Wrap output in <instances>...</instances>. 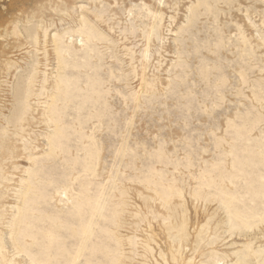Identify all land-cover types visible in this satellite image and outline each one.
I'll use <instances>...</instances> for the list:
<instances>
[{"label": "bare ground", "instance_id": "6f19581e", "mask_svg": "<svg viewBox=\"0 0 264 264\" xmlns=\"http://www.w3.org/2000/svg\"><path fill=\"white\" fill-rule=\"evenodd\" d=\"M30 1H31V3L35 2V0H30ZM47 1H49V0H47ZM217 1L218 0H196L193 3L191 2L190 5L188 4L189 6L186 7L187 8L186 13H188V15L186 14V16H184L186 24L185 25L181 24L182 26L178 25L176 30L174 31V33H176L175 36L177 38H174V41H173L174 42V47H173L174 49L172 52L177 57V59H176L177 61L176 60H174L176 62L173 61L174 63L171 64L172 68H176V67L181 68L182 73L187 74L188 71H186V69H188L190 67L188 61L186 60V58H189V57H187V54L190 53V51L188 50V45L185 49V46L187 44L186 41L188 40L187 37L191 33L190 30L195 27L194 23L198 19H200L199 17H201V16L204 17V15H209V14H211V15L215 14L214 16H216L217 12L215 10V4L214 3ZM262 1L264 2V0H262ZM92 2H94V1L92 0ZM157 2H158V0H157ZM256 2L258 3V1H256ZM263 2H261V3H263ZM51 3H52V1H51ZM164 4H165V2H159V4H157L158 5L157 8H155L154 10H152V8H150L146 4H143V5L141 4L142 6L139 5L140 8L138 9L137 14H135L136 17L133 18L134 19L133 21L138 22L139 25L134 24L132 21L129 25L123 26L122 29L119 30V31H121V34H124L122 37V40L129 42L132 39H134V40L138 39V41H137L138 43L136 45L133 44V46H138L139 42L141 43V49H139V51H137L138 56H136V52L134 50H132V46H130L131 48H128L127 46H124V48H122V49H125L124 54L122 56L128 57V63H129V65H131V69L128 70L130 74L126 75L124 72L122 74H125V75H119V73H118V75H115L113 70L117 69V67L114 69L115 65H113V63L109 62L110 64L107 63V64H109V66L107 67L106 73L103 75V77H102L103 73L100 71L102 70V67H103V62L105 60V54H107L109 56V57L107 56L108 58H111V59L114 58L113 52H112L113 51L112 46H113L114 40H113V37H111L109 34V33L113 32V28L108 26V30H109L108 34L106 32L101 31V25L107 26L108 21H110L111 19L109 17L105 18L104 14H106L105 12L107 11V9H102V6H100L101 5L100 3H99L100 8H97V7H95V5H93L92 8H94V9H93V11H92V9H90L91 13H89V9H86L85 11L89 14L84 15L85 12H83V15L80 16V18H77V19H79V21H78V24L75 25V27H73V28L69 27L68 29L66 28V29L62 30L61 32H56V33H54L55 31L51 32L52 35L48 33L47 28H49V27L45 28V24L43 25L45 29H43L42 27H40V24L38 26V25H36V23L34 24V22H33V24L30 23V22H32L31 19L35 18L34 15L37 11L34 13L33 17H30L29 16L30 11L28 10L29 6H26V4L22 5L25 7L24 9H22V7L9 8L8 12L10 11V14L14 13V12H18V13L16 15H11L12 16L11 19L9 18L10 20L7 22L3 21V13L0 11V57H2V56L5 57L7 55L5 48H3L4 46L6 47L5 42H4L5 45H3V47H2L3 39H5L7 43H8V41H7L8 38H10L12 40L11 41L12 44L9 42L11 44V47L9 49L10 53L13 52L12 50H16V52H19L24 48L27 50V49H29L28 46H31V47H34L35 55H36L37 51H39L38 53H40V50L37 49V47L40 46L41 43L43 44L42 55L44 58V62L41 60L35 59L38 57L37 55H36L37 57L33 58L32 54L34 52L33 53L31 52L30 61L27 64V69H25V73L23 71L24 75L17 76L18 75L17 74L15 77L16 80L14 81V84H15V92L14 93L16 94V96H17L16 99H17V101H19L20 105H18L19 108L15 107L17 109L11 115L12 116V122H11L12 128L11 129L13 130L12 136L18 138L19 136H21L26 131H29L28 129H30L32 127L33 120L35 119L34 113H36V111H37V108H35V105L33 106L34 102L32 100L34 98H38V97L41 98V96H43L44 92H47L46 95L43 96L45 98V101H41L42 103L39 102L40 100L38 101L40 103V106L43 108V111L40 115V119L42 121L41 123H45L47 128H51L50 131L52 130V133L48 132V130H46L48 132V134L45 135L44 139H45L46 144H47L46 145L47 151H45V152H43V154H41L42 156H44V159L42 161L41 160L38 161L37 159H34V157H32V154L30 155V153H29V155H27L25 157L26 158L25 161L30 162V168L26 169L24 171V175H26V177L25 178L22 177L18 180L19 181L18 182L19 188H17L18 190L16 189L15 190L16 192L13 191L14 194L16 193L15 194L16 199H14V200L17 201V203L14 204V206L12 207L13 210L10 208L11 207L10 205L8 206L10 208V210H6L2 207V205H3L2 198H4V197L0 196V264H79L80 261H81L80 264H126V261H129V259H131V257L129 258L128 256L125 255V253H128V252H125V246L129 247V250H130L129 252H131V254L134 253L136 255L137 252L136 253H135V251L133 252V250L136 249V248L134 249V247L137 246L136 245L137 244L136 236L134 235V236L126 237L127 239H126L125 243H123L122 239H124V238L122 235H120V232H119V230L122 228V226L124 225V222H125L123 220L124 219L123 215L125 213V207L127 208V206H126L127 201L126 200H128V199H126V196H127L129 190L125 186H121V187H120V185H118L119 187L117 186L116 183H117V181H120V180L118 178H116V175H114V174H113L114 176H108L107 180L109 181V184L107 187L105 185V181H103L104 184H99V183L97 184V183H95L89 179V177H93V178H100L101 177V175H99L98 171L96 170V168H98V165L101 161L100 155H99L100 151H101V148H100L101 145L96 146L93 138L91 137L92 135L91 136L89 135V137L85 138V139H89V142L85 143L83 141L85 135L82 134V130H83V125L86 124L87 121H90V120H95L96 124H98V127H99L103 123L102 118L108 115L106 113V111L108 110L110 101L108 102L107 96L110 95L111 90L109 88L105 87L104 85L106 83L110 84V82H112L111 81L112 79L114 81H117V82L124 80L126 82V85H128V81L137 79L136 81L138 83L137 84L138 91H132V93H130V94L128 92V94L126 95V97L128 99L125 98V96L121 93H124V92L126 93L127 90H132V89H127L126 91L124 90V92L119 90L121 92V93H119L120 97H122L121 99H123L124 102L130 99L133 102L135 108H138V105L140 102L141 96H139L140 95L139 92L142 95L143 94L146 95L145 96L146 98H144L145 101L146 100L148 101V100H151V99L157 97L156 94H154V91L156 88V83L159 82V75L153 74L152 77H149V76H147L146 71H147V68L149 67L148 62L151 61V60H149V59H151L150 48L158 47L155 42L161 40L159 31H160L161 23L163 20L162 19L163 15H162V10L160 9V5L163 6ZM174 4H175V2H174ZM239 4H240V2H239ZM27 5H30V4H27ZM82 5H80V6H82ZM221 5H224V4H221ZM173 6H172L171 10H173ZM219 6H220V4H219ZM241 6H242V4H241ZM83 7H84V5H83ZM103 7H104V5H103ZM105 7H108V5H106ZM216 7H217V5H216ZM79 8H82V7H79ZM217 8H219V7H217ZM109 9L110 8L108 7V10ZM45 10L47 11V9H45ZM54 10H56V7L54 8ZM231 10H232V7H231ZM234 12H236V11H234ZM19 13H20V15H18ZM127 14L129 16L133 15L132 11H128ZM169 18L171 19V17H169ZM145 19H146V21H144ZM261 19H263V23L261 22V25L263 27L264 16ZM33 21H34V19H33ZM128 21H129V19H128ZM19 23L24 24V27H23L24 28L23 32H25L24 38H22V33L20 31V27L18 26ZM250 23L251 22H249V26L251 27L252 26L251 24L253 22L251 24ZM5 24H6L7 28L5 27ZM74 24H76V23H74ZM20 26H23V25H20ZM249 26H248V29H249ZM51 27L53 28V26H51ZM252 27H254V25ZM255 27L258 28V26H255ZM39 28L41 30L40 32H39ZM239 30L241 31L240 35H242L243 30H241L240 28H239ZM259 30H260V28H259ZM170 32L171 31H169V33ZM260 32H259V34H260ZM185 34H188V35L186 36ZM238 34H239V32H238ZM240 35H238V36H240ZM189 36H192V38H194L193 39V46L191 47L193 53H197L198 50H200L199 46H203L205 48V45L207 44V42L197 41L195 35L192 33ZM214 36H216V35H214ZM241 37L242 36H240L239 38H241ZM243 37H245V36H243ZM259 37L261 38L262 35L261 36L258 35V40H259ZM1 38H3V39L1 40ZM239 38L237 39L238 44H239ZM243 39H241V41H242L241 43L243 45V47H241V48H244L242 51L246 53V51H247L246 50L247 49L246 44L248 43V41H246L247 40V38H246V40H244L245 42L243 44ZM212 41L213 40H211V43H212ZM263 42H264V39H263ZM200 43L202 45H200ZM222 43H223L222 39L219 38V36H218L216 44L214 42L215 50L217 47H220ZM102 44H104L103 46H105L106 51L109 53L105 52V54H104L103 52H101V49H99V46ZM117 44L114 43V45H115L114 47H116ZM212 45H213V43H212ZM239 46H236V47L239 48ZM49 47L51 49H49ZM125 47H127V48H125ZM158 49H160V48L158 47ZM240 49L237 51H240ZM26 50H25V52H26ZM250 50H253V48ZM211 51H213V50H211ZM158 52H156V54H160ZM243 52H241V54ZM250 52H251V54H253L252 51H250ZM28 54H30V53L28 52ZM114 54H116V52ZM117 54H118V52H117ZM248 55H250L249 52H248ZM253 56H254V54L252 55V57ZM49 57H51V60ZM116 57H117V55H116ZM194 57H196V56H194ZM238 57H239V55H238ZM245 57H246V54H245ZM247 57H249V56H247ZM250 57H251V55H250ZM51 61H54V63H55L52 73L47 74L46 70L41 71V72L39 71V68H40L39 66H43L44 68H47L50 65L49 62H51ZM115 61L118 62V61H120V59L118 58ZM121 63H124V60ZM136 63H137V65H136ZM156 63H158V65L160 66L159 61ZM5 65H6V68H7V66L10 67L9 61H7L5 63ZM13 65H15V64H13ZM104 66H105V64H104ZM120 66H122V65H120ZM209 66H211V64ZM249 66H250V62H249ZM168 67L171 68L170 66H168ZM249 69H250V67H249ZM5 70L7 71V74H9L8 70L7 69H5ZM168 70H170V69H168ZM257 70H259V68ZM154 71H156V70H154ZM220 72H221V70H220ZM170 73L168 71V75ZM177 73H178V71L175 72L174 74H177ZM233 73H235V72H233ZM198 74L201 77V79H203V80L207 78V76L209 74V69L207 68V64H205V63L201 64V68L199 69ZM214 74H216V73H214ZM258 75H259V73H258ZM129 76H130V78H129ZM240 76L242 78V82L245 83V79L243 77L244 72H241ZM222 77H224V76H222ZM167 79L169 80L168 77H167ZM173 79H174V77H173ZM38 80H39V82H38ZM193 80H195V79H193ZM211 81H213V80H210V82ZM187 82H188V80H187ZM219 82L223 84L225 81H223V79H220ZM129 83H131V82H129ZM170 83L171 82L169 81V83H166V84L170 86ZM179 83L180 82L173 83L172 84L174 86L173 88L178 89V87H176V86H179ZM255 85H256L255 87L252 86V88H254L255 90L251 91V93H252V97L255 100L257 105H255V104L251 105L250 106L251 108L247 109L244 114H242V112H238L237 114H235V118L240 120V124H238V125L235 124L234 123L235 118H234V119H232L234 121L231 120V123H229V124L227 123L228 126L226 128V129L231 130L229 132L231 134V137L229 139V140H231V142L230 143H229V141L227 142L226 145H228V146H222V145L221 146H213V148H215L214 150L217 151L215 153V157H212L211 160L209 158L210 161L203 160V163H202L203 166H200L198 168V170L196 172V176L194 175L195 178L192 177V179L195 180L196 183H195V187L190 192H188L189 193L188 194L189 200H190V198H192L193 202H196V203L197 202H203L204 204L215 203L219 207H221V209L218 208L217 211L222 210L223 215H224V216L222 215L223 219L220 218L218 220H214L216 212L211 214V216L207 217V220H205L204 223H201L202 225L197 230L198 234H197L195 240L193 241L194 246L190 248L191 252L193 254H196L201 250V248L207 249L206 251L203 250L202 252H200V256L202 257V259H201L199 264H264V248H263V246H262L263 249L259 248V246H257L258 248L255 247V245H253L254 238L253 239H247V241H245L242 244L241 249L233 252L232 253L233 258H231V256L227 255L226 253H222L220 255L217 252V249L213 248L214 245H217L218 243L223 241V238H222L223 234H228L229 236H232L236 232L237 234L241 235L244 231L246 233L248 230L249 231H251L253 229L256 230L260 226H262L264 228V130L261 129L255 136H251V134H252L251 132L254 133L253 130L257 129L260 123H262V124L264 123V113L260 112V110H264V84L256 83ZM37 86H38V88L36 89ZM47 86H49V89L47 88ZM113 87L116 89L117 86L114 85ZM120 88H121V86H120ZM112 90H114V89H112ZM180 90H184V89H180ZM212 91H214V89ZM114 92L115 91H113V93ZM165 92H166V90H165ZM251 93H250V95H251ZM163 95H164V93H163ZM118 96L116 97L117 99H118ZM244 99H245V97H244ZM13 101H15V100H13ZM238 101L240 103V100H238ZM171 102H172V100H171ZM35 104L37 105V103H35ZM119 104H121V102H119ZM133 104H130V105H133ZM121 106H122V104H121ZM239 106H241V105H239ZM71 107L73 108V112H74V110L76 111V114H75L76 116L73 113L74 116H72V118H73L72 122L67 123L68 121H66V118L69 119V115L66 113V111H67V109H69ZM114 107L116 108V106H114ZM158 107H160V106H158ZM129 108H130V106H129ZM140 108H141V106H140ZM140 108H138V109H140ZM234 109H236V108H234ZM245 109L241 110V111H245ZM84 110L86 111V117L88 118L87 121H86V119L81 118L80 112H83ZM121 110L126 111L127 109L125 110L122 108ZM251 110H254V113H253V111L251 112ZM13 111L14 110H12V112ZM218 112H219V110H218ZM69 113H71V111ZM134 113H135V111H134ZM183 114H185V113H183ZM193 114H195V113L193 112ZM128 117H127V119L129 121ZM70 118H71V116H70ZM130 118H132V116ZM109 119L111 120V117ZM162 119H163V117H162ZM7 121L5 123H7ZM111 121H113V120H111ZM120 121L121 120H119V122ZM107 122H106V124H107ZM130 122L131 121H129V124H130ZM238 122L239 121H237V123ZM74 123H75V126L77 128L73 127ZM131 123L133 125V121ZM120 124H121V122H120ZM123 124H124V121H123ZM6 125H9V124H6ZM157 125H159V124H157ZM103 126L104 125H102V128H103ZM6 127L7 126H5V128ZM95 127H96V125H95ZM116 128H117V126H116ZM159 128H160V126H159ZM90 129L92 130L93 128H90ZM96 129H97V127H96ZM96 129H94V131ZM1 130H2V127H1ZM69 130H72V131L70 132ZM127 130H128V128H127ZM46 131H45V133H47ZM99 131H100V128H99ZM3 132H5V130ZM3 132H1V133H3ZM30 133H33V132H30ZM49 133H51V134H49ZM99 133H101V132H99ZM128 135H126V136H128ZM70 136L73 137L74 139H76V141L83 143V145H85V146H74V147L69 146L68 143L70 142V138H71ZM3 137H10V136H8V135L5 136V134H3ZM41 137H42V135H41ZM190 138H191V136H190ZM225 138H226V136H225ZM126 139H128V138H126ZM222 139H224V138H222ZM227 139H228V137H227ZM26 140H27V138H26ZM30 140H31V138H30ZM117 140H118V138H117ZM213 140H214V138H213ZM226 141L227 140H225V142ZM16 142H17V139H14L11 143H9L8 146H6V143L3 140V138L0 139V180H1L0 186H2L1 184L3 182L8 181V179L5 178L6 175H8V174H4L5 176L2 175L4 172V168H5L4 162L6 161L7 157L8 158H14V155H13L14 151L17 149ZM126 142H127V140H126ZM214 142H216V141H214ZM20 143H23V142L21 141ZM29 143L30 142H28L26 144H29ZM99 144H101V143H99ZM117 144H118V142H117ZM124 144L126 145V143H124ZM30 145H31V143H30ZM139 145H141V144L139 143ZM216 145H217V143H216ZM116 146H118V145H116ZM142 146L143 145H141L140 147H142ZM194 147L191 149H194ZM33 148L36 149L37 147H30L29 148V146H22V150L25 152H27V150L30 151ZM71 148L74 149L75 155H73V153H71ZM123 148H121L120 150L117 149L118 150L117 154H116L117 157L119 156V158H122L123 156H125L126 151H125L124 145H123ZM129 148H132V147H129ZM200 148H202V147H200ZM205 149L206 148H204V150ZM142 150H143V148H142ZM162 150H163V148L158 151V156L156 158H154L153 162L165 165L168 163L165 162L164 156L162 154ZM182 150H183V148H182ZM201 150H203V148ZM135 151H136V149H135ZM198 151H200V150H198ZM207 151L209 152L208 149H207ZM130 152H132V151H130ZM205 152H206V150H205ZM210 152H213V151L211 150ZM79 153H81V156L77 155ZM33 154H34V152H33ZM141 154H144V152ZM174 154H175V152H174ZM193 154H194V152H193ZM193 154H191V155H193ZM41 155L39 154V156H41ZM134 155H133V158H134ZM198 155L199 154L197 153V156ZM201 155H203V153ZM107 156H109V155H107ZM114 157L115 156L113 155V158ZM117 157H116V159H117ZM198 158H200V156ZM57 159L59 162L57 161ZM109 160L113 161V159H110V158H109ZM149 160H150V158H149ZM152 160H153V158H152ZM120 161L122 162V159ZM127 161H129V163L126 164V167L128 166V164H130L134 167V164H135L134 160L128 159ZM176 161L177 160H175V162ZM186 161L187 162L184 165L185 169L193 166V163L191 162L192 159L189 156H186ZM200 162H201V160H200ZM51 163L54 165L50 166L49 164H51ZM195 163H198V162H195ZM103 166H105L104 163H103ZM115 166L118 168L117 165H115ZM135 166H136V164H135ZM180 166L181 165L178 164V162L176 164H172V167L174 169L172 171L178 170L179 169L178 167H180ZM17 167H15V168H17ZM115 170H116V168H115ZM138 170H139V173L141 174V176L140 177L136 176V178H134V179L139 183V185L142 187L143 190L152 193V196H146L142 193V191H137L138 196L139 197L141 196V198L143 200V207L145 208L147 213H150L152 216L158 217V219L160 218L162 222H166L165 226L164 227L162 226V227L164 228V231H166L167 236L171 242V248H170L171 251L169 250L170 251V261L174 264H194L193 263L194 258L193 259L190 258V259H188V261L185 262V259H182L181 254H180V250L182 248L185 249V247L188 246V240H189L188 239L189 238V234H188V225L189 224L188 223L189 222L187 220L188 217H186V213H185L186 209H185L184 204L180 202V203L175 205L174 201H175V199H182L184 188L181 189L179 186L175 185V183H171L169 185H164L162 182L164 176L161 174V172L158 174V173H156L155 169H152V168L150 169L148 166H146L144 164H140V168ZM163 170H165V168ZM11 171H13V170H11ZM117 171H119V170H117ZM178 171H180V170H178ZM136 172H138V171H136ZM180 172H182V171H180ZM114 173H115V171H114ZM170 173H171V171H170ZM9 175H11V174H9ZM123 175H124V173H123ZM120 176H122V175H120ZM182 178H183V175H182ZM189 178L190 177H188V179ZM183 179L181 181H183ZM128 180H132V179L128 178ZM76 181H77V186L75 189V187H73L72 183L76 182ZM108 181L106 183H108ZM176 181L178 182V179H176ZM181 181H180V183H181ZM187 184H188V182H187ZM189 187H191V186H189ZM2 190H3V188H2ZM110 191H112V192L115 191V192H113L111 195V194H109ZM0 192H1V190H0ZM10 192L12 194V191H10ZM0 195H1V193H0ZM2 195L5 196L4 194H2ZM54 196L59 197V198H60V196H62V200L64 199L65 202H64V200L62 201L61 199H58L57 202L59 204L61 202H63V203H66V205H67V203H69L70 207L67 208L66 210H64L65 208L61 209V207L58 208L55 206L54 209L50 208L49 210H47L46 208H48V202L49 201L52 202L54 200L53 199ZM147 198L150 200H153L154 202H157L158 206L160 208V211L157 210L154 212L152 210V207L148 204ZM53 204H55V203H53ZM66 205L64 207H66ZM129 206H131V204ZM132 207H134V205ZM138 209H141V208H138ZM202 210H203V208L201 209V211ZM126 213H127V210H126ZM128 213H129V211H128ZM130 213H132V212H130ZM139 215H140V211L137 210L136 212L133 213V218L135 216V219H136V218H138L136 216H139ZM143 215H145V214L143 213ZM177 216H179V219H177ZM147 217H142L140 215L138 221L141 223ZM151 219H152V217H151ZM146 220L148 221V219H146ZM153 221H156V220H153ZM140 223H139V225L137 224V222L133 223L134 224L133 230L138 231L137 228L140 227ZM142 224H143V222H142ZM161 224L163 225V223H161ZM149 225H151V224H149ZM124 226H126V225H124ZM147 226H148V222H147ZM128 227H130V226H128ZM152 227L153 226H151V229H152ZM194 228H195V226H194ZM6 229H7V232H4V230H6ZM141 229H142V227H141ZM122 230H123V228H122ZM149 230H150V228H149ZM191 230H193V229H191ZM4 235L6 236V238L8 237V240H7L8 243H7V241H5ZM148 235H150V234H148ZM190 237H191V235H190ZM139 238H137V239H139ZM262 238H264V234H263ZM219 239H221V240L217 242V240H219ZM151 240H153V238ZM148 243L149 242L147 241V243L146 242L141 243V244H143L142 246L140 245L141 248L143 249V256L144 255L146 256V254H148V253L151 254L153 251L151 248L152 246L149 247ZM151 243H153V242H151ZM154 243H156V242L154 241ZM172 245H174V246H172ZM157 246L158 245H156V247ZM158 248H159V246H158ZM9 249L11 250V253H10L11 256L7 257L6 254H7ZM172 249H174V250H172ZM159 251H161V249H159ZM135 255H134V257H135ZM152 255H151V257H152ZM17 256H18V259H20L18 261H17V259H15V257L17 258ZM164 256L165 255L162 254V251L158 255V257H161L160 259L162 261H164L166 264H170L168 261V258L166 260L164 258ZM228 258H231L230 263L227 260ZM133 259L134 258L132 257V260ZM152 259H153V257H152ZM142 264H146V263L142 262ZM156 264H158V262Z\"/></svg>", "mask_w": 264, "mask_h": 264}, {"label": "rangeland", "instance_id": "374dc122", "mask_svg": "<svg viewBox=\"0 0 264 264\" xmlns=\"http://www.w3.org/2000/svg\"><path fill=\"white\" fill-rule=\"evenodd\" d=\"M51 1H52V3H51ZM51 1L50 0L49 1H47V0H35L34 3H31L30 0H0V11L3 13V21L4 22L9 21L12 17L11 15H16L18 13V12H14L15 14L14 13L10 14V11L8 12L9 8L22 7V9H24L25 7L22 5L26 4V6H29L28 10L30 11V15H29L30 17H33L34 13L37 11L34 15L35 18H33L34 21H33V19H31L32 22H30V23L33 24V22H34V24L36 23V25H38V26L40 24V27H42L43 29H45L46 27H49L50 29L47 28L48 33L51 34V32H54V31H55L54 33H56V32H61L62 30L66 29V28L68 29L69 27L70 28L75 27V25H77L78 21H79V19H77V18H80V16L83 15V12H85L84 15L89 14V13H91L90 9H92V11L94 9V8H92L93 5H95V7H97V8H100V6H102V9H107V11L105 12L106 14H104L105 18L109 17L111 20L108 21L107 26L101 25V31L106 32L108 34L109 33L108 26L113 28V32H111L109 34L111 37H113L114 43H116V44L118 43L117 44L118 46L116 45V47H114L115 46L114 43L112 46V50H113L112 52H113V56H114L113 59L108 58L109 56L107 54H105V52L109 53L106 51L105 46H103L105 43L99 46V49H101V52H103L105 54V60L103 62V67H102V70L100 71L103 73L102 77L106 73L107 67L109 66L110 63H113V65H115L114 69L117 67V69L113 70L115 75H118V73H119V75H125V74L129 75L130 74L128 70L131 69V65H129V63H128V57L122 56L124 54V50H125L122 48H124V46L131 48L130 46H132V50H134L136 52V56H138L137 51H139V49H141V43L139 42L138 46H133V44L136 45L138 43L137 42L138 39H135V40L132 39L129 42L122 40V37L124 34H121V31H119V30H121L123 26L129 25L134 20L133 18L136 17L135 14H137L138 9L140 8L139 5L146 4L150 8H152V10H154L155 8H157V6H158L157 4H159V2H165V4L163 6L160 5V9L162 10V15H163L162 19L163 20L161 23V28H160L159 34H160V38L162 41L160 40L161 42L160 41L155 42L160 49H158V47L150 48L151 59H149V60H151V61L148 62L149 67L147 68V71H146V74L149 77H152L153 74L159 75V82L160 83L159 82L156 83V88L154 91V94H156L157 97H155L151 100L145 101L144 98H146L145 97L146 95L145 94L142 95L139 92V94H140L139 96H141L139 105L141 106V108L139 105H138V108H140V109L135 108L133 102L130 99H129L130 101L127 100L124 102L123 99H121L122 97H120L119 93H121L120 91L124 92V90L126 91L127 89H132V90H127L126 93L125 92L121 93L125 96V98H127L126 95L128 94V92L130 94V93H132V91H138V87H137L138 83L136 81L137 79L128 81V85H126V82L124 80L117 82V81H114L112 79L111 80L112 82H110V84L108 83L109 85L107 83L104 85L105 87H107L111 90L110 95L107 96L108 102L110 101L108 110L106 111V113L108 115L102 118L103 123L98 127V124H96L95 120L87 121L88 118L86 117V111L85 110L83 112H80L81 118L86 119V121H87V123L83 125L82 134L85 135L84 140H83L85 143L89 142V139H85V138L89 137V135L90 136L92 135L91 137L93 138L96 146L101 145V147H100L101 151L99 154L101 161L98 165V168H96V170L98 171V174L101 175V177L100 178L89 177V179L92 180L93 182L97 183V184L98 183L104 184L103 181H105V185L107 187L109 184V181L107 180L108 176L116 175V178H118L120 180V181H117V183H116L117 186L118 185H120V187L125 186L129 190L128 191L129 195L127 194V196H126V199H128V200H126L127 201V205H126L127 208L125 207V213L123 215V218H124L123 220L125 221L124 225H126V226L123 225L124 226V227L122 226L123 230L121 228L119 230V232H120V235H122L124 238V239H122L123 243H125V241L127 239L126 237L135 235L136 241H137V244H136L137 246H135L134 249L136 248L138 251L135 249V250H133V252L134 251H135V253L137 252L136 255L134 253L131 254V252H129L130 251L129 247L125 246V252H128V253H125V255L128 256L129 258L131 257V259H129V261H126V264H142V262H145L146 264L147 263L148 264H156L157 262H158V264L159 263L160 264H166L164 261H162L160 259L161 257H158V255L161 253V251H162V254L165 255L164 258L166 260L168 258L169 263L174 264L170 261L171 242L167 236L166 231H164V228H163L165 226L166 222H162L160 218L158 219V217L152 216L150 213H147L145 208L143 207V200H142L141 196L139 197L137 194L138 193L137 191H142V193L144 195L152 196L151 192L143 190L142 187L139 185V183L134 179V178H136V176L137 177L141 176V174L139 173V170H138L140 168V164H144V165L148 166L150 169L151 168L155 169L156 173H158V174L161 172V174L164 176L163 181H162L164 185H169L171 183H175V185L179 186L181 189L184 188L182 199H175V201H174L175 205L180 203V202L184 204L185 209H186V212H185L186 217L189 218V219L187 218V220L189 222L188 223L189 224L188 225V234H189L188 246L185 247V249L182 248L181 249L182 251L180 250V254H181V258L185 259V262L188 261V259H190V258H192V259L194 258L193 263L199 264L201 259H202V257L200 256V252H202L203 250L206 251L207 249L201 248V250L196 254H193L191 252L190 248L194 246L193 241L195 240V238L198 234L197 230L202 225L201 223H204L205 220H207V217L211 216V214L216 212L215 213L216 215L214 214L215 215L214 220H218L220 218L223 219L224 215H223L222 210L217 211V209L218 208L221 209V207H219L215 203H212V204H204L203 202H197L196 203V202H193L192 198H190V200H189V195H188L189 193L188 192H190L195 187L196 181L193 180L192 177L195 178L198 168L200 166H203V164H202L203 160L210 161L212 159V157H215V153L217 151L214 150L215 148H213V146H221V145L222 146H228V145H226L227 142L228 141H229V143L231 142V140H229L231 137V134L229 132L231 130L226 129V128H227L228 124L231 123V120L235 118V114H237L238 112H242V114H244L247 109L251 108L250 107L251 105H253V104L257 105L255 100L252 97L251 91L255 90L254 88H252V86L255 87L256 83L264 84V65H263L264 64V61H263L264 60V57H263L264 56V48H263L264 47V42H263L264 25H263V27L261 25V22L263 23V19H261V18L264 16V4H263L264 2L262 0H249V1L248 0H240V1L239 0H218L217 2H215L214 3L215 4V10L217 12L216 16H214L215 14L214 15L209 14V15H204V17L203 16L199 17L200 19H198L194 23L195 27L190 30L191 33L195 35L197 41L207 42V44L205 45V48L203 46H199L200 50H198L197 53H193L191 47L193 46V39L194 38H192V36H189L191 33L189 35L185 34L186 36L188 35V37H187L188 40L186 41L187 44L185 46V49L188 45V50L190 51V53L187 54V57H189V58H186V60L188 61L190 67L188 69H186V71H188L187 74H183L181 68H177V67L172 68V66H171V64H173L174 62L177 61L176 60L177 57L172 52L174 49L173 48L174 47V42H173L174 38H177L175 36L176 33H174V31L176 30L178 25H181V24L185 25L186 24L185 23V17H184V16H186V14L188 15V13H186V9H187L186 7L189 6L191 2L193 3L196 0H161V1L158 0V2H157V0H96V1L93 0L95 3L92 2V0H60V1L59 0H51ZM256 1H258V3ZM174 2H175V4H174ZM239 2H240V4H239ZM261 2H263V3H261ZM99 3L101 4L100 6H99ZM27 4H30V5H27ZM82 4L84 5V7ZM105 4L108 5V7L110 8L109 10H108V7H105L106 6ZM219 4H220V6H219ZM221 4H224L226 7L224 5H221ZM241 4H242V6H241ZM80 5H82V6H80ZM103 5H104V7H103ZM216 5L219 8H217ZM172 6H173V10H171ZM55 7H56V10H54ZM79 7H82V8H79ZM133 7L134 8L136 7V8L134 9ZM231 7H232V10H231ZM50 8L51 9L53 8V9L51 10ZM45 9H47V11ZM86 9H89V13H87L85 11ZM126 11L127 12L132 11L133 15L129 16ZM234 11H236V12H234ZM18 15H20V13ZM169 17H171V19ZM128 19H129V21H128ZM144 21H146V19ZM249 22H251V23L253 22L252 24L251 23L250 24L252 26L254 25V27L258 26V28L257 27L254 28L252 26H251L252 27L251 28L249 26ZM74 23H76V24H74ZM133 23L139 25V23L136 21H133ZM44 24H45V28L43 26ZM20 25H23V26H20ZM18 26L20 27V31L22 33V38H24L25 37V32H23L24 31L23 30L24 24L19 23ZM51 26H53V28ZM248 26H249V29H248ZM5 27H6V24H5ZM239 28L241 30H243L242 35H240L241 31L239 30ZM259 28H260V30H259ZM40 31L41 30L39 28V32ZM169 31H171V32L169 33ZM238 32H239V34H238ZM259 32H260V34H259ZM214 35H216V36H214ZM238 35H240L242 37L245 36V37H243L244 39L242 37L239 38L240 36H238ZM258 35H260V36L262 35L261 38L259 37V40H258ZM218 36H219V38L222 39L223 43L221 44L220 47H217L215 50L214 47H215V44L217 42ZM238 38H239V44L237 43ZM246 38H247V40H246ZM2 39L3 38H1V40ZM241 39H243V44L245 42L244 40L248 41V43L246 42L247 43L246 44V48H247L246 53L242 51L244 48H241V47H243V45L241 43L242 42ZM211 40H213L212 41L213 45L211 43ZM7 41H8V43L6 42L5 39H3V41H2L3 42L2 47H3V45H5L4 42L6 43V47L4 46L3 48H5L7 55L5 57H3V56L0 57V113H1L0 114V131L3 132L5 130V132H6V133L0 132L1 133L0 139L3 138V140L6 143V146H8L9 143H11L14 139H17V142H16L17 149L14 151V154H13L15 159L7 157L6 161L4 162L5 168H4V172L2 175L5 176L4 174H8L5 177L8 179V181H6L7 183L3 182L1 184L2 186H0V190H1L0 196L4 197V198L1 197L2 201H3L2 207L6 210H10V208L13 210L12 207L14 206V204L17 203V201L14 200V199H16V195H15L16 193L14 194V192H16L15 190L17 188H19V185H18L19 181L18 180L22 177L25 178L26 175H24V171L26 169L30 168V162L25 161L26 160L25 157L27 155H29V153H30V155L32 154V157H34V159H37L38 161H40V160L42 161L44 159V156H42L41 154H43V152L47 151V147H46L47 144H46V141L44 138H45V135L48 134V132L52 133V130L50 131L51 128H47L45 123H41L42 121L40 119V115L43 111V108L40 106V103H42L41 101H45V98L43 96L46 95V93H47V92H44L43 96H41V98L38 97V98H34L32 100L34 102V103L32 102L33 106L35 105V108H37L36 113H34V118H35L34 120L35 121L33 120L32 127L30 129H28L29 131H26L25 133H23L18 138L12 136L13 130L11 129L12 128L11 127V122H12V116L11 115L16 111L17 108H19L18 105H20L19 101H17V99H16L17 96L14 93L15 92L14 81L16 80L15 77L17 74H18L17 76L24 75L25 69H27V64L30 61L31 52L32 53L34 52L32 54L33 58L38 56L35 59H38V60H41L44 62V58L42 55V53H43L42 52V48H43L42 43L40 46L37 47V49L40 50V53H38L39 51H37L36 52L37 56H36L34 47H31V46H28L29 49H27V50L25 48L19 52H16V50H12L13 52L11 51L12 53H10L9 49L11 47V44H12L11 41L12 40L10 38H8ZM214 42H215V44H214ZM200 45H202V44L200 43ZM236 46H239V48ZM127 47H125V48H127ZM251 47L253 48V50H250V49H252ZM235 48L236 49L238 48L237 50H239L240 48L241 49H240V51H237ZM49 49H51V48L49 47ZM25 50L27 53L25 52ZM211 50H213V51H211ZM254 50L255 51L257 50V51L255 52ZM250 51H252V53L254 54L253 57H252L253 54H251ZM28 52L30 54H28ZM115 52H116V54H114ZM117 52H118V54H117ZM156 52H158L160 54H156ZM241 52H243L244 54L242 53L243 54L242 55ZM248 52L250 53L251 57H250V55H248ZM245 54H246V57H245ZM116 55L120 59V61H118V62L115 61L116 59H118L116 57ZM238 55H239V57H238ZM194 56H196V57H194ZM247 56H249V57H247ZM49 58L51 60V57H49ZM123 60H124V63H121ZM174 60H176V61H174ZM7 61H9L10 67L7 66V68H6L5 63ZM158 61H159L160 66L158 65V63H156ZM249 62H250V66H249ZM49 63H50V65L47 68H44L43 66H39L40 67L39 71L41 72V71L46 70L47 74L52 73L55 63H54V61H51ZM107 63H109V64H107ZM202 63L207 64V68L209 69V74H208L207 78L204 80L201 79V77L198 74ZM13 64H15V65H13ZM104 64H105V66H104ZM210 64H211V66H209ZM120 65H122V66H120ZM136 65H137V63H136ZM168 66H170L171 68H169ZM249 67H250V69H249ZM4 68L8 70L9 74H7V71ZM258 68L260 71L257 70ZM168 69H170V70L172 69V70L170 71ZM154 70H156V71H154ZM220 70H221V72H220ZM23 71H24V73H23ZM168 71H169V73L171 72L169 75H168ZM177 71H178V73L174 74ZM124 72H125V74H122ZM233 72H235V73H233ZM241 72H244L243 77L245 79V83L242 82V78L240 76ZM214 73H216V74H214ZM258 73H259V75H258ZM172 76L174 77V79ZM222 76H224V77H222ZM167 77L169 78V80L167 79ZM129 78H130V76H129ZM193 79H195V80H193ZM220 79H223V81H225L224 82L225 84L220 83L219 82ZM187 80H188V82H187ZM210 80H213V81L210 82ZM169 81L171 82L170 86L166 84V83H169ZM177 81L180 82L181 84L179 83V86H176V87H178V89L177 88L174 89L173 88L174 86L172 84L178 83ZM38 82H39V80H38ZM129 82H131V83H129ZM114 85L117 86L116 89L113 87ZM120 86H121V88H120ZM37 88H38V86L36 87V89ZM47 88L49 89V86H47ZM112 89H114V90H112ZM164 89L166 90V92ZM180 89H184V90H180ZM213 89H214V91H212ZM113 91H115V92L113 93ZM163 93H164V95H163ZM250 93H251V95H250ZM117 96H118V99L116 98ZM244 97H245V99H244ZM13 100H15V101H13ZM171 100H172V102H171ZM238 100H240V103ZM119 102H121L123 107L121 106V104H119ZM35 103H37V105ZM129 103L133 104V105H130ZM239 105H241V106H239ZM114 106H116V108ZM129 106H130V108H129ZM158 106H160V107H158ZM15 107H17V108H15ZM120 108L121 109L123 108L125 110L127 109V110L123 111ZM234 108H236V109H234ZM244 109H245V111H241ZM12 110H14V111L12 112ZM218 110H219V112H218ZM70 111H71V113H69ZM134 111H135V113H134ZM252 111L254 113V110H251V112ZM193 112L195 114H193ZM260 112L264 113V110H260ZM66 113L69 115V119L66 118V121H68L67 123H71L72 119H73L72 116H74L76 114V111L74 110V112H73V108L71 107V108L67 109ZM73 113H74V115H73ZM183 113H185V114H183ZM70 116H71V118H70ZM131 116H132V118H130ZM108 117L109 118L111 117V120H113V121H111ZM127 117L129 118V121H131V122L133 121V125L131 122H130L131 125L129 124ZM162 117H163V119H162ZM119 120H121L120 121L121 124H120ZM234 120H232V121H234L235 124H237V125L240 124V120H238L237 118H235ZM6 121H7V123H5ZM123 121H124V124H123ZM237 121H239V122L237 123ZM106 122H107V124H106ZM6 124H9V125H6ZM157 124H159V125H157ZM260 124H259V126L260 127L262 126V127L261 128L259 126H258V128L256 127L257 129L253 130L254 133L251 132L252 133L251 136H255L261 129L264 130V123L263 124L260 123ZM95 125H96L97 129H96ZM102 125H104L103 128H102ZM5 126H7V127L5 128ZM116 126H117V128H116ZM159 126H160V128H159ZM1 127H2V130H1ZM73 127L77 128L75 126V123H74ZM90 128H93V129L91 130ZM99 128H100V131H99ZM127 128H128V130H127ZM94 129H96V130L94 131ZM46 130H48V132ZM45 131L47 133H45ZM69 131L71 132L72 130H69ZM30 132H33V133H30ZM99 132H101V133H99ZM51 133H49V134H51ZM3 134H5V136L8 135L10 137H3ZM41 135H42V137H41ZM126 135H128V136H126ZM190 136H191V138H190ZM225 136H226V138H225ZM227 137H228V139H227ZM23 138L25 140L27 138L28 141L27 140L25 141ZM30 138H31V140H30ZM117 138H118V140H117ZM126 138H128V139H126ZM213 138H214V140H213ZM222 138H224L227 141L225 142V140ZM126 140H127V142H126ZM21 141L23 143H20ZM24 141L26 143L30 142L31 145H30V143L26 144ZM214 141H216V142H214ZM117 142H118V144H117ZM99 143H101V144H99ZM124 143H126V145ZM139 143L143 146L140 147L141 145H139ZM216 143H217V145H216ZM68 145L73 146V147L74 146H85V145H83V143L76 141V139H74L73 137L70 138V142L68 143ZM116 145H118L119 147ZM123 145L125 146L126 153H125V156H123L122 158H119V156L117 157L116 154H117L118 150L123 148ZM22 146H29V148L30 147H37V148L36 149L33 148L30 151L27 150V152H25L22 150ZM129 147H132V148H129ZM193 147H194V149H191ZM200 147H202L203 150H201L202 148H200ZM142 148L144 151L142 150ZM162 148H163L162 154L164 156L165 162L168 163L165 165L153 162L154 158H156L158 156V151ZM182 148L184 151L182 150ZM204 148H206L205 149L206 152H205ZM135 149H136V151H135ZM207 149L209 150V152L207 151ZM198 150H200V151H198ZM211 150L213 152H210ZM130 151H132V152H130ZM33 152H34V154H33ZM143 152H144V154H141ZM174 152H175V154H174ZM193 152H194V154H193ZM71 153H73V155H75L73 148H71ZM197 153L199 154L198 156H197ZM202 153H203V155H201ZM39 154L41 156H39ZM191 154H193V155H191ZM77 155L81 156V153H79ZM107 155H109V156H107ZM113 155L115 156L114 158H113ZM133 155H134V158H133ZM186 156H189L192 159L191 162L193 163V166L189 167L187 169L184 168V165L187 162ZM199 156H200V158H198ZM116 157H117V159H116ZM148 157L150 158V160ZM109 158L113 159V161H110ZM152 158H153V160H152ZM209 158H210V160H209ZM121 159H122V162L120 161ZM128 159L134 160L136 166H135V164H134V167L132 165L128 164V166L126 167V164L129 163V161H127ZM175 160H177V161L175 162ZM200 160H201V162H200ZM57 161H58V159H57ZM177 162H178V164L181 165L180 167H178L179 168L178 170L182 171L184 174L178 170L172 171V170H174L172 167V164H176ZM195 162H198V163H195ZM103 163L105 166H103ZM49 165L53 166L54 164L51 163ZM115 165H117L118 168L119 167L120 168L118 169ZM15 167H17V168H15ZM115 168H116V170H115ZM164 168H165V170H163ZM11 170H13V171H11ZM117 170H119V171H117ZM114 171H115V173H114ZM136 171H138V172H136ZM170 171H171V173H170ZM123 173H124V175H123ZM9 174H11V175H9ZM120 175H122V176H120ZM182 175H183L184 179L182 178ZM188 177H190V178L188 179ZM128 178H131L132 180H128ZM176 179H178V182L176 181ZM182 179H183V181H181ZM107 181H108V183H106ZM180 181L182 184L180 183ZM187 182H188V184H187ZM72 184H73V187H75V189H76L77 181L73 182ZM188 185L191 187H189ZM2 188H3V190H2ZM10 191H12V194ZM110 192H109V194L112 195V193L115 191H113V192L110 191ZM2 194H4L5 196H3ZM53 199L54 200L52 202L51 201L48 202V208H46L47 210H49L50 208L54 209L55 206L58 208L61 207V209L65 208L64 210H66L67 208L70 207L69 203H67V205H66V203H63V202H61L60 204L57 202L58 199L62 200V196H60V198L54 196ZM64 202H65V200H64ZM147 202L152 207V210L154 212L157 210L160 211V208H159L157 202H154L153 200H150L148 198H147ZM53 203H55V204H53ZM130 204H131V206H129ZM9 205L11 206L10 208L8 207ZM65 205H66V207H64ZM133 205H134V207H132ZM138 208H141V209H138ZM202 208H203V210L201 211ZM126 210H127V213H126ZM137 210L140 211V215L142 217L148 216L146 218V219H148V221L145 219L142 221L143 224H142V222L140 223L138 221L140 215L136 216V217H138L136 219H135V216L133 218V213L136 212ZM128 211H129V213H128ZM130 212H132V213H130ZM142 212L145 215H143ZM151 217H152V219H151ZM177 219H179V216H177ZM153 220H156V221H153ZM146 221L148 222V226H147ZM136 222L138 225L140 223V227L137 228L138 231L133 230L134 229L133 223H136ZM161 223H163V225ZM149 224H151V225H149ZM128 226H130V227H128ZM151 226H153L152 229H151ZM194 226H195V228H194ZM141 227H142V229H141ZM149 228H150V230H149ZM191 229H193V230H191ZM4 232H7V229L4 230ZM147 233L150 235H148ZM263 234H264V228L262 226H260L256 230L255 229H253L251 231L248 230L246 233L244 231L241 235L237 234L236 232L232 236H229L228 234H223L222 235L223 241H221L217 245H214L213 248L217 249V252L220 255L222 253H226L227 255H230L231 258H233L232 253L235 252L236 250L241 249L242 244L245 241H247V239H253L254 238L253 245H255V247L259 246V248L263 249L264 248V238H262ZM190 235H191V237H190ZM137 238H139V239H137ZM152 238H153V240H151ZM4 239H5V241H7L8 237L6 238V236H5ZM220 240L221 239L217 240V242ZM147 241L149 242L148 243L149 247L152 246L151 248L154 252L152 251L151 254L148 253V254H146V256L145 255L143 256V249L141 248V246L143 244H141V243H144V242L147 243ZM154 241L156 243H154ZM151 242H153V243H151ZM7 243H8V241H7ZM156 245H158L159 248H158V246L156 247ZM172 246H174V245H172ZM262 246H263V248H262ZM159 249H161V251H159ZM172 250H174V249H172ZM10 253H11V250L9 249L6 256L10 257L11 256ZM134 255H135V257H134ZM151 255H152L153 259H152ZM132 257L134 258L133 259L134 261L132 260ZM231 258L227 259L229 263H230ZM15 259H17V261L20 260V259H18V256H17V258L15 257ZM80 263H81V261H80Z\"/></svg>", "mask_w": 264, "mask_h": 264}]
</instances>
